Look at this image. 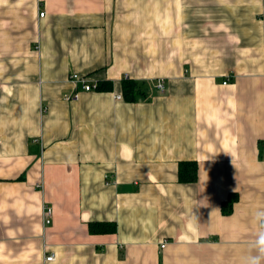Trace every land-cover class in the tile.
I'll return each mask as SVG.
<instances>
[{"label":"crops","instance_id":"crops-1","mask_svg":"<svg viewBox=\"0 0 264 264\" xmlns=\"http://www.w3.org/2000/svg\"><path fill=\"white\" fill-rule=\"evenodd\" d=\"M262 231L264 0H0V264H245Z\"/></svg>","mask_w":264,"mask_h":264},{"label":"trees","instance_id":"trees-1","mask_svg":"<svg viewBox=\"0 0 264 264\" xmlns=\"http://www.w3.org/2000/svg\"><path fill=\"white\" fill-rule=\"evenodd\" d=\"M122 95L125 100L134 101L138 98L140 92L138 84L127 77L121 80ZM178 180L180 182H192L196 180L197 165L196 161H180L178 162ZM236 200V195L229 196L228 200L222 203L221 210L223 213H229L232 209V203ZM92 233L114 232L116 229L114 222H96L90 223L88 227Z\"/></svg>","mask_w":264,"mask_h":264},{"label":"built area","instance_id":"built-area-1","mask_svg":"<svg viewBox=\"0 0 264 264\" xmlns=\"http://www.w3.org/2000/svg\"><path fill=\"white\" fill-rule=\"evenodd\" d=\"M44 14V12H40V16H42ZM124 77H127V75L125 74ZM70 79L74 84H78L80 85L82 90L88 91V90H93L97 88V83L93 80H90L88 76L85 75H79L76 73H72L70 75ZM228 79H225L223 81V84H225L227 82ZM154 87L159 90L162 91L164 90V80L163 78H158L155 80L154 82ZM121 95L120 94H116L115 98H120ZM63 98L65 100H76L78 98V92L75 91L72 94H64ZM51 219H52V208L46 204L43 203L42 204V220L44 222V224H50L51 223ZM164 242L161 243V246L164 245ZM53 259V255L52 254H48L45 257V260H51Z\"/></svg>","mask_w":264,"mask_h":264},{"label":"clouds","instance_id":"clouds-1","mask_svg":"<svg viewBox=\"0 0 264 264\" xmlns=\"http://www.w3.org/2000/svg\"><path fill=\"white\" fill-rule=\"evenodd\" d=\"M254 247L255 254L249 255L245 260V264H264V231L258 234Z\"/></svg>","mask_w":264,"mask_h":264}]
</instances>
